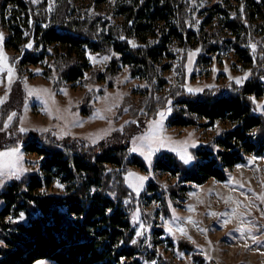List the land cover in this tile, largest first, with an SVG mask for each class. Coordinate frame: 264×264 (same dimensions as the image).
I'll use <instances>...</instances> for the list:
<instances>
[{"label":"trees","instance_id":"trees-1","mask_svg":"<svg viewBox=\"0 0 264 264\" xmlns=\"http://www.w3.org/2000/svg\"><path fill=\"white\" fill-rule=\"evenodd\" d=\"M75 1L0 0V31L6 32L4 47L12 53L16 69L42 63L41 74L55 88L74 83L85 88L80 107L84 115L91 113V102L101 93L96 86L114 87L122 69L142 86L135 102L125 95L120 104L129 119L123 131L104 142L21 134L14 118L9 129L17 139L0 143V149L19 144L39 160L37 168L12 180L0 194V264H141L154 258L158 264H177L154 252L151 238L137 235L134 217L161 235L150 218L156 209L161 217L169 216L170 204L184 198L188 185L224 181L245 155L264 154V116L254 103L264 94V0L221 5L215 19L212 13L205 17V23L214 19L212 30L198 32L192 26L202 0H120L119 21L80 11ZM198 48L196 63L221 50L232 51L250 67L248 78L243 84L228 81L223 87L187 92L186 52ZM86 53L106 57L105 68L88 64ZM166 58L178 62L172 68L176 80L164 89ZM168 104L170 127H211L224 120L233 127L217 130L204 146L193 149L190 165L174 154H159L153 171L168 173L175 182L161 187L150 180L143 192L134 194L124 184V175L132 167L143 169L144 162L131 154L127 135L142 131ZM10 109L0 104V131ZM54 179L66 185L63 194L45 193ZM170 243L178 252L196 249L179 238ZM193 259L204 261L196 254Z\"/></svg>","mask_w":264,"mask_h":264},{"label":"rangeland","instance_id":"rangeland-1","mask_svg":"<svg viewBox=\"0 0 264 264\" xmlns=\"http://www.w3.org/2000/svg\"><path fill=\"white\" fill-rule=\"evenodd\" d=\"M119 1L76 0L75 5L80 11L89 15L95 14L108 20L119 21L121 17L116 13ZM229 4L235 3L232 0H202L197 7L199 13L195 15L193 30L196 32L212 30L216 25L214 19L217 17L218 7ZM209 13L215 14L214 19L205 23V17ZM200 25H203L202 29ZM0 32L3 33L0 50L7 58L5 63L13 68L11 79L7 68L0 71V98H3L0 104H3L6 110L12 107L5 120L7 125L0 131V143L12 138L17 139V136L13 135L9 129L14 118H17V130L21 134L50 136L56 139L74 138L88 144L104 142L123 131L125 121L128 122L129 119L126 108L120 112V104L125 95H129L133 102L137 100V91L142 86L141 81L130 78L125 69H122L114 87L96 86L101 93L91 102V113L84 115L80 107L83 103L85 88L77 83H74L72 87L55 88L54 82L41 74L42 63L36 66L26 65L21 72L18 71L12 62V53L4 47L6 32L5 30ZM223 32L220 31V33ZM262 43L264 47V41ZM178 50L181 53V46ZM196 50L186 52L184 88L187 92H190L188 90L190 88L199 89V91L190 93H199L205 88L223 87L228 81L236 82L237 77L242 81L239 84H243L248 78L250 67L243 66L232 51L221 50L217 54L208 55L209 60L196 63L200 53V50ZM189 52L193 53L191 60H189ZM86 58L88 64L100 70L105 68L108 60L89 53H86ZM177 62L178 59L170 58L162 61V64H167L169 67L162 71V76L167 81L164 89L176 80L172 68ZM245 73H247L246 76ZM262 102H264V94L254 100L255 111L264 116V103ZM258 105L262 110H258ZM169 108L171 109L170 104L161 110ZM161 110L157 112L154 119L149 121L159 120L158 114ZM170 115L171 111H165L160 125L156 128V135L179 143H170L167 147L154 144L151 161L146 160L140 151H130L131 154L142 159L144 167L143 169L132 167L129 171L146 177L137 191L129 183L126 175L129 171L124 175V184L134 194L143 192L150 180L161 187L175 182V178L170 174L153 171L154 160L159 154L163 152L174 154L181 162L190 165L194 161L193 149L204 146L217 129L229 130L233 127L227 120L217 121L211 127H170L167 123ZM148 122L142 131L127 135L129 150L139 145V140L134 143L132 138L145 133L150 127ZM200 123H204V120H200ZM21 128L25 131H21ZM10 148L18 149L15 154L18 157L16 164L22 171L17 176H9L5 179L4 184L0 185V194L12 180H17L28 170L37 168L39 160L35 154L25 153L19 144L17 147ZM10 148H1L0 152ZM174 148L186 151L193 159L185 163L181 159L180 152L174 151ZM4 172L7 173L8 169L5 168ZM57 182L63 187H58ZM65 186L64 183L54 179L47 186L45 193L63 194ZM188 186L184 198L177 201V205L170 204L169 216L161 217L157 209L156 213H151L150 218L155 222L153 228L162 230L161 235L145 229L143 222L138 219L139 216L134 217L136 232L139 231V236L146 241L149 238L152 239L153 251L166 258H171L177 264H200L193 259V254L203 258L204 261L201 264H206L208 261L213 264H264V198H262L264 194V154L245 155L243 162L227 171L224 181L208 179L201 185L190 184ZM2 206L3 200L0 197V210ZM145 209L148 211L149 207L145 206ZM210 213H220V215ZM189 217L191 219H188ZM242 224L245 226L243 231L240 230ZM181 227L183 232L179 230ZM253 236L255 240L252 239ZM174 238L193 243L196 246L195 251L193 253L178 252L170 243V240ZM38 261L42 264H54L47 260ZM141 264H158V260L154 258L151 262L143 261Z\"/></svg>","mask_w":264,"mask_h":264},{"label":"snow or ice","instance_id":"snow-or-ice-1","mask_svg":"<svg viewBox=\"0 0 264 264\" xmlns=\"http://www.w3.org/2000/svg\"><path fill=\"white\" fill-rule=\"evenodd\" d=\"M131 23V22H129ZM3 40V33L0 32V41ZM130 43H133L132 41H130ZM31 45V42H29V46ZM252 47H255V45H253ZM196 51H199V49H197ZM193 53L189 52V60L192 59ZM6 56L3 54L2 50H0V71H2L4 68H7L8 74H9V78L11 79L12 75H13V68L11 65H8L7 63H5L6 61ZM106 59V57H105ZM247 75V73H245V76ZM236 82L242 83L241 79L239 77L235 78ZM190 92L191 91H199V89H188ZM254 99V97H253ZM3 98H0V102H2ZM264 103V102H262ZM258 110H262L259 108L258 105ZM165 111H171V109H166V110H161V112L158 114L160 116L159 120H155V121H149V129L146 130L145 133H142L139 135V137L134 136L132 139L134 141V143L139 140V145L133 147L132 149H130V151H140L143 155L144 158L148 161H151L152 158V151H153V145L154 144H159L160 146L163 147H167L169 146L170 143H179V142H172L170 141L169 138H165V137H161V136H157L156 135V128L160 125L161 120L163 119V116L165 114ZM11 119V116L9 117V120ZM125 123H127V121H125ZM5 125H7V121H5ZM21 131H25V129L21 128ZM219 131V129H217ZM94 142V141H93ZM174 151H178L180 152L181 155V159L187 163L188 161L192 160L193 157L188 154L186 151L182 150V149H173ZM18 152V149L15 148H10V149H5L3 152H0V185H3L5 182V179H7L9 176H17V174L22 171V169L17 167L16 164V160L18 159V157L15 155ZM7 168L8 172L5 173L4 169ZM127 177L129 178V183H131V185L133 187L136 188L137 191H139V186L142 184V182L144 181V179L146 177L139 175L138 173L135 172H131L129 171L127 174ZM58 187H63L62 184H59V182H57ZM94 190V189H93ZM43 191V189H42ZM262 198H264V194H262ZM235 211V210H234ZM213 215H217L219 216L220 213H210ZM23 215V213H21V216ZM188 219H191V217H189ZM225 223L227 221H224ZM244 225H240V230L243 231L244 230ZM181 232H183V228L181 227L179 229ZM137 235H140V232L137 231ZM252 239L255 240V237L253 236ZM133 243H135V239L132 241ZM0 243H3V241H0ZM123 259V258H121ZM36 264H42L41 261H37Z\"/></svg>","mask_w":264,"mask_h":264}]
</instances>
